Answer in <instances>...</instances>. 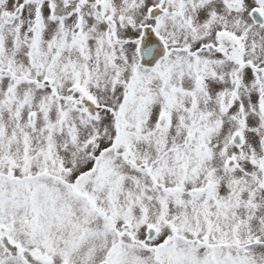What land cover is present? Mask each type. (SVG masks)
<instances>
[{
    "label": "snow or ice",
    "instance_id": "obj_1",
    "mask_svg": "<svg viewBox=\"0 0 264 264\" xmlns=\"http://www.w3.org/2000/svg\"><path fill=\"white\" fill-rule=\"evenodd\" d=\"M0 264H264V0H0Z\"/></svg>",
    "mask_w": 264,
    "mask_h": 264
}]
</instances>
